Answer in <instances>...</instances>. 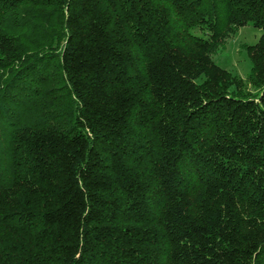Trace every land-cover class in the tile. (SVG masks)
<instances>
[{
	"label": "trees",
	"instance_id": "16d2710c",
	"mask_svg": "<svg viewBox=\"0 0 264 264\" xmlns=\"http://www.w3.org/2000/svg\"><path fill=\"white\" fill-rule=\"evenodd\" d=\"M0 264H264V0H0Z\"/></svg>",
	"mask_w": 264,
	"mask_h": 264
},
{
	"label": "rangeland",
	"instance_id": "374dc122",
	"mask_svg": "<svg viewBox=\"0 0 264 264\" xmlns=\"http://www.w3.org/2000/svg\"><path fill=\"white\" fill-rule=\"evenodd\" d=\"M260 37L261 30L258 28L251 24L243 26L227 38L225 44L213 54V59L221 67L246 80L252 67L246 47L256 44Z\"/></svg>",
	"mask_w": 264,
	"mask_h": 264
}]
</instances>
